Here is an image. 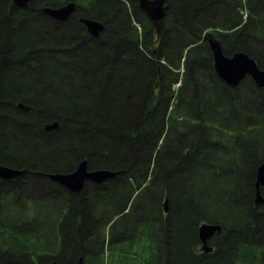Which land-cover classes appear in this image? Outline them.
<instances>
[{"label": "trees", "instance_id": "obj_1", "mask_svg": "<svg viewBox=\"0 0 264 264\" xmlns=\"http://www.w3.org/2000/svg\"><path fill=\"white\" fill-rule=\"evenodd\" d=\"M167 3L157 33L138 0H0V165L33 172L0 179V264H264V89L221 80L209 44L264 71V0ZM84 160L120 174L76 194L35 173Z\"/></svg>", "mask_w": 264, "mask_h": 264}, {"label": "water", "instance_id": "obj_2", "mask_svg": "<svg viewBox=\"0 0 264 264\" xmlns=\"http://www.w3.org/2000/svg\"><path fill=\"white\" fill-rule=\"evenodd\" d=\"M33 1L34 0H13V4L20 8H26ZM138 2L140 11L151 20L158 33L169 9L167 0H138ZM76 8V3L71 1L60 8H46L44 9V12L54 20L66 21L75 13ZM81 21L85 25L88 33L94 38H100L101 34L105 31V25L100 21L85 18H82ZM209 44L214 58V68L221 80L231 87H237L246 77H251L259 88L264 89V71L259 68L254 59L250 58L243 52L236 53L233 56H226L221 45L214 39H211ZM19 106L27 111L32 109V107L24 105L23 103H20ZM58 127H60V124L56 121L53 124L46 126V129L51 131ZM25 172L26 170L19 171L0 165V179L2 180L16 178ZM119 174L120 172H113L110 170L90 171L88 161L84 160L78 165L74 172L59 173L49 176L53 181L69 189L71 192L80 194L86 187L87 182L102 184L109 179L116 178ZM260 188L264 190V163L257 171V192L255 199L257 206L264 203V193H261ZM163 205L164 212L168 213V199H165ZM221 232L222 227L220 225L209 223H203L200 225L199 237L202 242V250L205 253H212L214 251V247L209 244L210 240ZM52 264H59V262L55 261ZM78 264H83V259H81Z\"/></svg>", "mask_w": 264, "mask_h": 264}, {"label": "flooded vegetation", "instance_id": "obj_3", "mask_svg": "<svg viewBox=\"0 0 264 264\" xmlns=\"http://www.w3.org/2000/svg\"><path fill=\"white\" fill-rule=\"evenodd\" d=\"M19 104H20V103H18L17 107L19 108L20 111H23L24 113H28V112H31V111L34 110L33 107H32V109H31L30 111H27V110H25V109L20 108ZM24 105H25V104H24ZM29 107H31V106H29ZM55 122H56V121H55ZM49 124H53V123H49ZM49 124H46V125L43 126L44 131H46V132H48V133H51V132L57 131V130L59 129V127H58L57 129H54V130L48 131V130L46 129V126H48ZM2 166H5V165H2ZM7 167H8V166H7ZM10 168H13V167H10ZM13 169H16V170H19V171L26 170V172L23 173L22 175L16 177V178L9 179V180H14V179L20 178V177H22L23 175H25V174H27V173H28V174H29V173H32V174H33V172H31V171L28 170V169H17V168H13ZM35 173L38 174V175H40V176H42V177L47 178L49 181H51L52 183H55L56 185L59 186V183L53 181V180L50 178V176H49V175H54V174L42 173V172H35ZM56 174H59V173H56ZM1 180H2V179H1ZM87 183H88V182H87ZM87 183H86V184H87ZM91 183H92V182H91ZM51 190H52V189H51ZM58 198H59V196H58Z\"/></svg>", "mask_w": 264, "mask_h": 264}, {"label": "rangeland", "instance_id": "obj_4", "mask_svg": "<svg viewBox=\"0 0 264 264\" xmlns=\"http://www.w3.org/2000/svg\"><path fill=\"white\" fill-rule=\"evenodd\" d=\"M43 204H44V207L40 209V212L38 213L39 214L38 217L43 223H45V221L48 222V219H49V223H52L54 221V218H55V215L53 216V212H52V210H54V209L52 207L49 208L47 205H45V204H47L46 202H44ZM50 212H52V213H50ZM47 213H50V215L53 217L52 218L48 217Z\"/></svg>", "mask_w": 264, "mask_h": 264}]
</instances>
